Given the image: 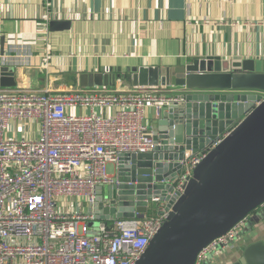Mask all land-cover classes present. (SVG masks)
I'll return each mask as SVG.
<instances>
[{"label":"built area","instance_id":"built-area-1","mask_svg":"<svg viewBox=\"0 0 264 264\" xmlns=\"http://www.w3.org/2000/svg\"><path fill=\"white\" fill-rule=\"evenodd\" d=\"M51 20L52 3L46 0L39 23L42 36ZM103 88L65 94L0 88V264H136L167 220L171 209L159 198L148 207L156 206V214L113 219L108 225L97 220L94 209L98 187L119 184L108 165L116 172L121 155L154 149L146 111L155 108L159 117L179 97L166 95L160 89L165 87L129 92ZM76 109L87 113L74 114ZM114 109L112 116L101 113ZM12 122H35L39 133L10 139L6 134ZM205 157V152L187 154L176 192L183 193L187 178ZM63 199L72 212L62 210ZM248 219L209 244L195 264L218 249H232Z\"/></svg>","mask_w":264,"mask_h":264},{"label":"water","instance_id":"water-1","mask_svg":"<svg viewBox=\"0 0 264 264\" xmlns=\"http://www.w3.org/2000/svg\"><path fill=\"white\" fill-rule=\"evenodd\" d=\"M68 29L67 21L49 23L51 33ZM223 65L218 57L199 55L173 68H118L111 75L110 68H102L80 75L81 88L118 81L135 88H182L180 102L159 111L154 149L121 155L119 184L97 189L94 213L106 225L136 215L143 219L154 198L171 209L136 264H195L209 244L264 206V67L252 59ZM16 86L15 70L1 66L0 88ZM201 152L206 157L183 193L176 192L187 154ZM232 264H264V242L248 244Z\"/></svg>","mask_w":264,"mask_h":264},{"label":"crops","instance_id":"crops-1","mask_svg":"<svg viewBox=\"0 0 264 264\" xmlns=\"http://www.w3.org/2000/svg\"><path fill=\"white\" fill-rule=\"evenodd\" d=\"M50 1L52 20L70 22V29L42 36L39 23L46 0H0V67L15 70V88L92 93V88L79 86L82 72L110 68L111 75L116 68H173L199 55L218 57L223 66L252 59L264 67V0ZM117 84L119 92L135 89L123 81ZM164 93L182 94L172 87ZM101 113L112 116L116 110ZM157 113L149 108L145 115L154 134ZM39 129L35 122H12L6 136L34 138ZM65 202L59 201L62 210L72 212ZM243 231L232 249L209 254L210 264H232L248 244L264 242V206L249 217Z\"/></svg>","mask_w":264,"mask_h":264},{"label":"rangeland","instance_id":"rangeland-1","mask_svg":"<svg viewBox=\"0 0 264 264\" xmlns=\"http://www.w3.org/2000/svg\"><path fill=\"white\" fill-rule=\"evenodd\" d=\"M117 69L118 68H116L115 69V71H117ZM114 70V69H113ZM124 83H125V85H127V83L124 81ZM116 87L117 86H113V87H111V88H114L115 90H116ZM95 88H97V89H100V88H102V89H105V88H103V86L102 85H97ZM167 88H169V87H167ZM180 89H182L181 87H179ZM92 89H94V88H92ZM108 89V88H107ZM160 89H162V90H165V89H163V88H160ZM97 112H101L100 110H97ZM73 113V112H72ZM84 113H87L86 111H84V110H80V109H76L75 110V112H74V114H77V115H82V114H84ZM108 172L110 173V174H113L114 173V167L112 166V165H108ZM70 201H72V200H70ZM83 205H85V204H82L81 205V207H83ZM263 207H261L260 208V210L262 209ZM246 232V230L245 231H243V233H245ZM242 235V234H241ZM240 235V236H241ZM210 258V257H209ZM209 258H207V260L203 263V264H210V260H209Z\"/></svg>","mask_w":264,"mask_h":264},{"label":"trees","instance_id":"trees-1","mask_svg":"<svg viewBox=\"0 0 264 264\" xmlns=\"http://www.w3.org/2000/svg\"><path fill=\"white\" fill-rule=\"evenodd\" d=\"M148 215L156 214V206L151 205L150 209L147 212Z\"/></svg>","mask_w":264,"mask_h":264}]
</instances>
